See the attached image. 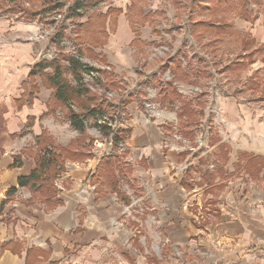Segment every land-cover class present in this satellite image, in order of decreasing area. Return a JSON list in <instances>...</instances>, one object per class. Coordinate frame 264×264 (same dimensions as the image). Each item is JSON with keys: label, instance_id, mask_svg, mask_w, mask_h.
<instances>
[{"label": "crops", "instance_id": "1", "mask_svg": "<svg viewBox=\"0 0 264 264\" xmlns=\"http://www.w3.org/2000/svg\"><path fill=\"white\" fill-rule=\"evenodd\" d=\"M37 25L0 5V264H264V137H209L203 151L197 140L174 145L149 121L132 124L129 195L92 198L87 180L112 154L65 157L80 133L51 109L53 91L31 80L42 62ZM51 152L63 166L55 194L20 188ZM149 245L162 254L150 258Z\"/></svg>", "mask_w": 264, "mask_h": 264}, {"label": "rangeland", "instance_id": "2", "mask_svg": "<svg viewBox=\"0 0 264 264\" xmlns=\"http://www.w3.org/2000/svg\"><path fill=\"white\" fill-rule=\"evenodd\" d=\"M0 1L5 14L37 21L40 33L35 37L42 42V62L57 61L68 69L67 57L80 59L87 68L81 73L90 94L77 102L88 107L103 104L115 135L119 129L129 131L132 124L149 121V129L171 137L174 145L193 149L197 140L203 151L209 137H264V0H223V4L209 0H107L76 18L68 10L76 0H9L14 2L11 13L9 3ZM110 9L122 13H110ZM201 22L232 28L206 32L205 25L202 30L197 27ZM191 25L196 34H192ZM178 52L186 56L181 55L182 67L173 76L171 68L177 64L173 57ZM37 78L51 90L44 79ZM181 101L190 111L184 116H180ZM78 104L73 107L76 111ZM51 109L68 119L66 107ZM57 124L61 126L58 120ZM94 125L92 121L86 140L75 138L69 160L85 162L90 153L94 159L96 149L104 148L103 152L114 158L108 175L119 180V189L112 191L102 184L105 180L98 164L87 180L93 187L90 196L103 197L106 190V195L111 193L106 198L112 201L127 197L133 166L127 146L124 143L112 151L113 135L103 137ZM68 131L64 127L58 137H66ZM52 153L43 156L46 162L53 160ZM54 159L60 169V157L55 154ZM49 172L40 181L55 182L61 177V173ZM155 252L149 245L150 258L162 254L158 248Z\"/></svg>", "mask_w": 264, "mask_h": 264}, {"label": "trees", "instance_id": "3", "mask_svg": "<svg viewBox=\"0 0 264 264\" xmlns=\"http://www.w3.org/2000/svg\"><path fill=\"white\" fill-rule=\"evenodd\" d=\"M107 0H76L75 3L68 9L70 16L72 18H76L77 16H82L84 13H86L87 10L91 8H98L102 4H105ZM200 1V0H199ZM210 2H213L215 4H223V0H209ZM225 3L228 2V0H224ZM246 4V3H245ZM246 6V5H244ZM110 13H116V14H121L122 11L120 9H110ZM89 24V22L87 23ZM206 26L205 28L206 32L212 31V30H224L225 28H232V25H227L224 27H215L208 22H201L197 23V27L203 29V26ZM191 30L192 34H196V27L194 25H191ZM197 28V29H198ZM223 32V31H222ZM81 53V52H80ZM186 56L183 52H178L173 59L177 61V64L171 70H173V76H175L177 70L181 69L182 67V56ZM82 56V53H81ZM66 62L68 63V69H65L64 66L61 65L60 62L57 61H45L41 62L38 64L35 69L31 72L30 77L31 80L33 81L36 77H40L41 79H44V82L49 85L50 89L53 90V94L51 97V105L55 106L56 105H62L67 108L68 111V121L70 122L71 127L80 133V136H85L88 130V127L90 126V123L94 121V126L100 131V133L103 135V137H107L108 139L111 138L113 140V150H117L118 147L121 144H124L131 135V130L125 131V130H120L117 132V135H115V132H113L112 125L108 121V113H107V108L103 107V104L101 106H94V107H88L87 103L86 104H81L77 101H81L82 99H88L89 94H90V88L87 87L84 84V78L82 75V70L83 68H86L85 66L83 67L82 62L80 61L79 58L75 56H70L66 58ZM50 68L51 72L47 73L46 70ZM87 70V68L85 69ZM95 70V69H94ZM94 70H91L92 72ZM227 70H230L228 68ZM90 71V70H88ZM71 75L73 77L72 80L69 79V76ZM187 77V75H186ZM190 77V76H189ZM169 85V84H168ZM162 90V89H161ZM165 91H162L164 93ZM167 93V92H166ZM166 93H164L166 95ZM179 94V93H177ZM163 96V95H162ZM88 97V98H87ZM181 97V96H178ZM173 100V99H172ZM77 105V108L79 111H76L73 107ZM181 106H182V114L180 116L187 115L190 113L188 108H186L181 101ZM111 120V119H110ZM87 137H84V140H86ZM83 138H81V141ZM80 141V139H79ZM63 154L65 152H69L67 149L62 148L61 149ZM66 158L71 159L69 154H65ZM83 157V154H81ZM85 158H93L94 154L90 153L89 155H85ZM60 159L62 160V157L59 156ZM54 157L52 161L46 162V159L44 157H41L38 163V169L30 176V177H24L20 178L18 180V186L20 188H25V187H31L34 188L36 183H40L39 189L42 192H47L51 191L52 193L50 195L55 194V189H54V181H47V180H41V177L45 176L47 177L48 172L50 169L52 171H55V174L62 173L63 171V166L57 168V163L54 162ZM114 158L113 157H104L101 161L100 168L98 167L99 171L101 170V174H103V178L105 181H102V184H107L108 188L111 189L112 191H118L119 189V180L115 178V176L110 177L108 175V170L113 167L112 162ZM50 162H53L51 164ZM59 164V160H58ZM15 166H17V162L15 161ZM52 171L49 172L52 174ZM104 172V173H103ZM105 175V176H104ZM16 189H11L9 191V195L16 193Z\"/></svg>", "mask_w": 264, "mask_h": 264}]
</instances>
